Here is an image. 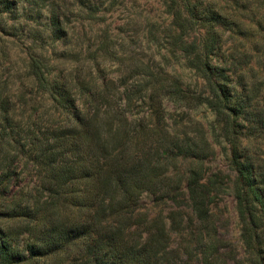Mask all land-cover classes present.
<instances>
[{
    "label": "trees",
    "instance_id": "trees-1",
    "mask_svg": "<svg viewBox=\"0 0 264 264\" xmlns=\"http://www.w3.org/2000/svg\"><path fill=\"white\" fill-rule=\"evenodd\" d=\"M167 1L176 48L207 92L200 104L213 119L173 123L161 90L176 84L171 94L184 106L196 99L164 77L153 79L148 117H103L104 80L83 81L74 91L34 62L36 82L62 117H53L46 133L24 138L2 119L0 264H264V108L249 99L255 63L243 65L248 53L238 59L226 48L227 38L252 25L206 0ZM2 4L12 9L10 0ZM58 19L52 16L54 26ZM194 25L199 37L192 39ZM255 34L264 44V30ZM217 146L235 173L242 253L215 212L225 190L206 163ZM22 159L37 177L28 191L15 185Z\"/></svg>",
    "mask_w": 264,
    "mask_h": 264
},
{
    "label": "rangeland",
    "instance_id": "rangeland-1",
    "mask_svg": "<svg viewBox=\"0 0 264 264\" xmlns=\"http://www.w3.org/2000/svg\"><path fill=\"white\" fill-rule=\"evenodd\" d=\"M10 2V10L4 4L0 6V136L4 133L5 117H9L7 130L11 134L13 130L21 131L22 138L26 134L46 133L55 125L53 117H62L49 94L36 82L34 62L51 77L63 79L74 91L83 81L104 80L107 86L99 105L103 117H148L153 79L164 77L178 80L190 101L196 99V104L189 102V106H184L177 102V94H171L177 85L166 86L167 90L165 87L159 93L165 99L166 117L192 127L198 122L206 125L213 119L211 111L200 104L207 92L187 58L176 48L171 32L175 30L174 18L167 0ZM204 4H218L221 11H236L243 22L252 25L243 28L247 37L227 38L226 48H235L230 52H236L238 59L243 52L248 53L243 65L247 61L255 63L256 70H248L250 81L256 84L249 99L255 103L261 100L264 108V44L255 41V32L264 30V4L256 0H244L239 6L229 0H206ZM52 16L59 18L61 26L53 25ZM197 31L196 28L190 34L192 39L199 37ZM130 96L133 102L127 105ZM216 150L217 154L206 163L208 176L218 179L225 190L215 212L223 219L222 233L242 253L241 226L233 196L235 173L222 149L217 146ZM258 153L264 155L263 150ZM20 166L23 174L15 183L17 190L35 188L33 164L22 159Z\"/></svg>",
    "mask_w": 264,
    "mask_h": 264
}]
</instances>
